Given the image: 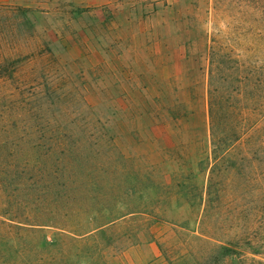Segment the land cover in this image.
<instances>
[{"label": "rangeland", "instance_id": "374dc122", "mask_svg": "<svg viewBox=\"0 0 264 264\" xmlns=\"http://www.w3.org/2000/svg\"><path fill=\"white\" fill-rule=\"evenodd\" d=\"M0 264H264V0H0Z\"/></svg>", "mask_w": 264, "mask_h": 264}, {"label": "trees", "instance_id": "16d2710c", "mask_svg": "<svg viewBox=\"0 0 264 264\" xmlns=\"http://www.w3.org/2000/svg\"><path fill=\"white\" fill-rule=\"evenodd\" d=\"M216 69L219 70V67L216 66ZM215 80L218 78L215 77ZM208 105L213 152L218 157L240 138L239 113L233 105L232 90L226 86L210 89Z\"/></svg>", "mask_w": 264, "mask_h": 264}]
</instances>
